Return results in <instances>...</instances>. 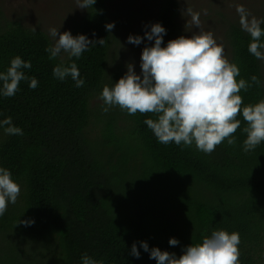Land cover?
I'll use <instances>...</instances> for the list:
<instances>
[{
  "label": "trees",
  "instance_id": "trees-1",
  "mask_svg": "<svg viewBox=\"0 0 264 264\" xmlns=\"http://www.w3.org/2000/svg\"><path fill=\"white\" fill-rule=\"evenodd\" d=\"M177 17L176 0H159L153 23L165 29L161 47L182 36ZM0 21V72L17 56L32 65L22 69L29 79L15 96L0 95V121L11 117L23 131L8 135L7 126L0 127V167L21 189L0 216V264H82L84 255L98 264H157L151 249L179 258L217 230L239 233L240 264H264V142L243 150L242 114L236 143L225 140L210 154L195 143H160L145 123L157 119L154 114L129 115L118 106L102 110L104 125L93 137L91 101L124 76L116 61L117 24L105 0L84 9L70 32L90 42L105 39L79 58L49 59L52 46L43 32L1 14ZM107 24L114 27L106 30ZM224 34L228 61L240 69L237 80L251 83L256 76L261 82L239 93L242 107L255 105L264 100V60L250 54V34L237 24L228 23ZM71 63L82 87L70 76L53 75L56 66ZM170 238L178 244L170 245ZM133 244L139 258L131 254Z\"/></svg>",
  "mask_w": 264,
  "mask_h": 264
},
{
  "label": "clouds",
  "instance_id": "clouds-1",
  "mask_svg": "<svg viewBox=\"0 0 264 264\" xmlns=\"http://www.w3.org/2000/svg\"><path fill=\"white\" fill-rule=\"evenodd\" d=\"M95 3L96 0H77V8L88 9ZM237 12L241 28L251 37L248 51L255 58L264 60V42L261 40L264 37V29L261 28L264 20L249 19V13L243 6H238ZM190 14L192 24L200 28L199 14ZM113 27L114 24H107L106 30ZM57 30H49L50 36L55 38L54 46L46 49L49 59L56 58L62 51L79 58L90 45L105 43V39L90 42L84 35L73 37L67 31L58 36ZM163 34L165 29L160 24L152 25L151 31L145 32V38L154 40V44L142 50V76L135 74L129 64L126 75L113 87H103L101 99L106 107L102 110L107 113L111 107L118 106L129 115L154 114L157 119H147L145 123L160 143L174 142L185 146L195 143L198 150L208 154L225 140L229 145L236 143L234 134L241 126L237 117L242 114L247 125L243 150H255L264 142V100L242 107L243 99L239 93L242 89L247 91L252 84L259 86L258 77L252 76L251 83L237 80L240 69L228 61L223 46L217 44L211 32L202 31L190 38L180 36L161 47ZM128 42L138 45L141 37L129 36ZM31 66L19 56L13 58L7 71L0 72V95L15 96L20 82L29 79L22 69H30ZM53 75L59 80L70 76L76 87L85 83L75 63L66 67L56 66ZM37 85V80L31 78L29 87L35 89ZM0 127H4L8 135H23L22 129L13 125L11 117L0 121ZM20 192V186L13 181L10 171L0 167V216L4 215L9 203H16ZM19 223L27 226L31 221ZM240 242L239 233L217 230L203 238L202 243L188 246L179 258L158 248L151 249L150 258L157 264H240ZM168 243L175 246L178 241L170 238ZM141 247L149 251L147 243L141 242ZM131 254L136 258L140 256L135 244ZM82 264L98 262L84 255Z\"/></svg>",
  "mask_w": 264,
  "mask_h": 264
},
{
  "label": "rangeland",
  "instance_id": "rangeland-1",
  "mask_svg": "<svg viewBox=\"0 0 264 264\" xmlns=\"http://www.w3.org/2000/svg\"><path fill=\"white\" fill-rule=\"evenodd\" d=\"M178 17L176 19L182 36L190 38L200 32H211L217 44L224 48V55L229 59V48L225 40V28L228 23L241 27L238 6H243L249 13V19L264 18V0H176ZM159 0H105V5L113 22L117 24L116 61L122 65L124 76L127 66L131 64L135 74L141 75V53L145 47H151L154 40L145 38V32L151 31L154 25ZM84 9L77 8V0H0V14L7 22L19 23L26 29L41 31L50 40L51 46L55 38L49 30L57 28L58 36L65 31L71 32L82 17ZM198 13L201 20L200 28L192 24L191 14ZM2 22V21H0ZM57 36V39H58ZM141 37V43L136 45L128 42V37ZM68 53L61 52L57 58L65 60ZM101 97L94 98L90 103L92 128L91 136L98 135L104 125ZM123 126L122 119L116 122Z\"/></svg>",
  "mask_w": 264,
  "mask_h": 264
}]
</instances>
